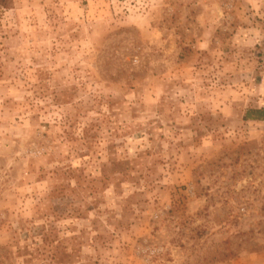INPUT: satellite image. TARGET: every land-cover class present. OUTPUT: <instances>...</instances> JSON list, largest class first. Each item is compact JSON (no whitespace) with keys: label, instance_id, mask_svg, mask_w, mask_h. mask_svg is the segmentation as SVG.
<instances>
[{"label":"rangeland","instance_id":"obj_1","mask_svg":"<svg viewBox=\"0 0 264 264\" xmlns=\"http://www.w3.org/2000/svg\"><path fill=\"white\" fill-rule=\"evenodd\" d=\"M0 264H264V0L0 6Z\"/></svg>","mask_w":264,"mask_h":264},{"label":"trees","instance_id":"obj_2","mask_svg":"<svg viewBox=\"0 0 264 264\" xmlns=\"http://www.w3.org/2000/svg\"><path fill=\"white\" fill-rule=\"evenodd\" d=\"M7 3V0H0V6H5ZM260 113V115H249L250 113ZM263 110L261 109H250L246 111V114L244 115V119H250V120H258L262 118Z\"/></svg>","mask_w":264,"mask_h":264}]
</instances>
